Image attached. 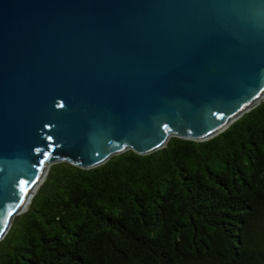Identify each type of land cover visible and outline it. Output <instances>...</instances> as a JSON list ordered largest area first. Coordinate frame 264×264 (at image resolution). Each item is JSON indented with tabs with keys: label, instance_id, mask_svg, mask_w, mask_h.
I'll list each match as a JSON object with an SVG mask.
<instances>
[{
	"label": "water",
	"instance_id": "95a60500",
	"mask_svg": "<svg viewBox=\"0 0 264 264\" xmlns=\"http://www.w3.org/2000/svg\"><path fill=\"white\" fill-rule=\"evenodd\" d=\"M263 96L264 0H0V241L46 164L207 141Z\"/></svg>",
	"mask_w": 264,
	"mask_h": 264
},
{
	"label": "trees",
	"instance_id": "16d2710c",
	"mask_svg": "<svg viewBox=\"0 0 264 264\" xmlns=\"http://www.w3.org/2000/svg\"><path fill=\"white\" fill-rule=\"evenodd\" d=\"M0 264H264V101L207 141L53 164Z\"/></svg>",
	"mask_w": 264,
	"mask_h": 264
},
{
	"label": "bare ground",
	"instance_id": "6f19581e",
	"mask_svg": "<svg viewBox=\"0 0 264 264\" xmlns=\"http://www.w3.org/2000/svg\"><path fill=\"white\" fill-rule=\"evenodd\" d=\"M264 101V96L250 109H248L247 111H245L244 113H242L241 115H239L238 117H236L232 122L228 123V125H226L225 127H223L221 130H219L218 132H216L215 134L209 136L207 139H211V138H214L215 136L219 135L220 133H222L223 131H225L231 124H233L235 121H237L240 117H242L245 113H247L248 111H251L252 109L254 110L255 107H257L260 103H262ZM173 135H170L169 134V137L171 138ZM49 170H50V166L49 164H46V166L43 168L42 173H41V177L39 178L37 184L35 185V187L32 189L31 191V195L25 205V207L22 209L21 213H24L26 212L30 205L32 204L37 192L39 191V189L41 188V186L44 184L46 178H47V175L49 173ZM19 214V215H20ZM18 216V215H17Z\"/></svg>",
	"mask_w": 264,
	"mask_h": 264
}]
</instances>
